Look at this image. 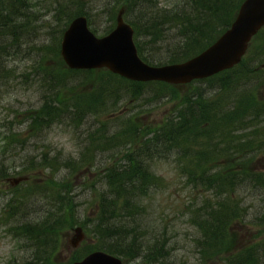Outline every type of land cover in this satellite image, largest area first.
<instances>
[{
  "label": "rangeland",
  "instance_id": "374dc122",
  "mask_svg": "<svg viewBox=\"0 0 264 264\" xmlns=\"http://www.w3.org/2000/svg\"><path fill=\"white\" fill-rule=\"evenodd\" d=\"M180 1L160 0L162 6ZM27 2L30 6L29 21L24 28V35L18 38L19 47L11 49L4 58L5 71L0 94V168L8 172L6 178L0 181V264L33 262L31 251L26 250L22 240L13 233L18 220L12 218L9 211L11 209L9 207L14 204L13 201L23 199L22 196L26 199L31 198L22 201L23 208L27 205V209L24 208L27 214L34 212L31 211L32 203L34 210L41 211L42 215L49 209L53 217L61 213L72 220V227L65 228L59 233L57 253L52 255L50 260L52 264L69 262L72 259L69 244L70 238L74 235L72 229L77 226L83 228L84 224L87 227L93 225L97 199L100 192L105 189L100 174L91 168L75 171L76 163L91 156V149L86 148L88 134L96 128L106 130L108 135L115 131L121 132L127 128L128 119L140 129H156L166 120L175 119L174 114L184 108L185 99L199 93L207 101H216L215 106L210 109H217L220 113H215L208 122L207 129L212 136L209 143L220 149H232L230 154L233 157H223L224 160L220 164L234 160V170L239 169L234 173V203L237 204V208L244 210L246 221L253 224L247 222L239 224L236 240L249 245L264 239V225L261 221L264 220V107L258 111L253 108L247 111L255 103L264 106V87L260 83V80H264V69L260 67L264 61L262 42L254 41L248 52L252 62L250 65L258 69L256 74L258 76L246 85L249 88L247 90L254 92V95L236 90L239 87L235 82L229 84L226 92L220 91L218 84L209 85L205 82L165 87L157 85L156 82L147 83L138 96L127 93L125 85L122 86L119 82L113 89L117 90V93L109 95L110 90L102 87L99 90L100 95H97L98 85L101 83L97 82V78L107 75L108 71L93 70L89 78H85L87 76L84 75L67 74V69L59 68L63 61L60 52L55 54V50L60 48L62 33L73 19L64 25L65 14L72 13L75 17L85 15L81 12H86L90 30L97 37H102L115 27V16L119 6L114 7L113 0H27ZM124 18L126 22L129 21L126 16ZM140 41L147 56L149 55L147 49L149 51L151 48L154 50L157 48L149 45L147 40ZM164 55L165 49L159 51V57ZM44 67L52 69L55 76L67 75L65 88L54 90L52 95L51 82L43 84L40 81L44 78L41 72V68ZM116 78L118 79L115 77L108 81L107 86L114 87L118 81ZM60 92V98L71 104L77 102L79 96L92 93L85 98L86 101L95 106L103 102L102 109L95 111L96 115H89L82 122L73 121L70 112L66 119L59 118L54 121L49 129L36 130L32 123L39 115L44 101H54L53 97ZM226 94L230 96L227 98ZM221 113L225 116L223 117ZM107 114L111 116L106 117ZM217 116L219 118L216 120ZM241 127L245 129H239ZM198 133L199 128H192L188 135L185 134L183 141L206 146L208 140L205 135ZM192 145L193 147L184 148L190 147L200 151V146ZM126 148L127 146L109 147L107 148L109 151H95L93 156L105 160L104 156L107 159L112 154L117 158L110 159L111 162H123V155L119 152ZM131 148L132 145L126 151H130ZM176 152L181 153L183 149L175 148L171 153L162 155V159H153L152 169L158 180L149 196L141 203L144 209L140 217V234L147 242L160 236L167 238L166 243L168 250L171 248V253L165 264H213L211 261L206 263L198 261L199 255L194 248L198 232L193 226L191 216L192 212L206 200L211 202L214 200V190L205 189L201 184H193L188 173L182 170L184 168L182 163L186 164L188 160L179 157ZM42 160L51 163V167L40 168L38 163ZM18 171L20 172L17 174ZM25 171L31 177H25L24 184L21 182L20 185H14L13 180L22 179ZM253 177L254 179H251ZM49 178L59 183H63L64 180L69 187L66 189L54 187L56 193L61 191L62 195L56 194V198L47 196L42 187L45 183H50ZM237 182L242 184L236 185ZM35 187L43 193H34ZM27 189L30 191H25ZM66 190L68 206H65ZM14 193H17L16 200L12 199ZM56 201L63 204L58 205ZM13 221L16 223L12 224ZM94 242V240L89 242L90 248ZM123 262L146 264L140 259Z\"/></svg>",
  "mask_w": 264,
  "mask_h": 264
},
{
  "label": "trees",
  "instance_id": "16d2710c",
  "mask_svg": "<svg viewBox=\"0 0 264 264\" xmlns=\"http://www.w3.org/2000/svg\"><path fill=\"white\" fill-rule=\"evenodd\" d=\"M242 1L181 0L173 5L162 6L160 0H113L114 7L123 8L124 16L128 18V22L134 30V43L139 57L150 65L179 63L198 54L230 26ZM29 7L27 0H0V94L5 71L4 58L11 49L19 47L18 38L24 35V28L29 21ZM81 14H85L88 18L86 12L83 11ZM72 15V13L64 15V25L74 18ZM140 40H147L149 45H154L157 48L155 50L151 48L149 51L147 49L149 53L147 56ZM258 40L264 46V28L252 39L248 52L252 43ZM162 49H165V55L159 57L158 53ZM58 51L59 49H56L55 54ZM248 52L240 64L234 68L209 79L193 83L218 84L219 90L226 92L229 84L235 82V85L237 84L239 87L236 90L247 91L254 95V92L247 90L249 88L246 85L258 76L256 75L258 69L250 65L252 62ZM61 67L64 70L67 69L63 63L59 66V68ZM41 72L44 78L40 81L43 84L51 82L53 85L52 95L54 90L65 88L68 81L67 75L55 76L54 71L49 67L41 68ZM69 73L89 78L93 71L67 69V74ZM107 73V75L97 78V82H101L98 85L97 95H100L99 90L102 87L110 90L109 95L117 93V90L113 89L120 82V85H125L127 93L138 96L146 85L118 78L115 86L110 88L107 86V82L116 76ZM260 83L263 84L264 80H260ZM156 84L167 86L164 83ZM91 94L79 96L76 99L77 102L72 104L60 98L61 92L53 97L54 101L45 100L32 126H35L36 130H47L57 119H66L70 112H72L73 121L80 122L89 115H96L95 111L102 109L103 102H100L99 106H95L86 101L85 98ZM229 96L230 94H226L227 98ZM185 100L184 108L174 114L175 119L166 120L156 129H140L128 119L127 128L121 132L115 131L108 135L106 130L96 128L88 134L86 148L87 150L91 149V156L76 163L75 171L91 168L100 174L105 189L100 192L97 199L94 223L90 227L84 224L86 237L78 249L71 251L72 259L67 262L68 264L74 260L82 259L94 250H102L118 256L126 262L140 259L146 264H165V260L170 257L171 253V248L168 250L166 243L167 238L153 236L157 238L147 242L146 238L144 241L141 237L140 217L142 209H144L141 203L149 196L158 180L152 169L153 159H162V155L171 153L175 148L183 149V152L176 153L179 157L188 160L186 164L182 163L184 165L182 170L184 173H188L191 182L201 184L205 189L214 190V200L212 202L206 200L192 212L191 216L193 226L198 232L194 243L195 251L199 255L198 261L200 263L211 261L213 264H264V239L249 245L236 240L239 224L247 222L246 213L243 214L244 210L237 208V204L234 203V173L239 169L234 170V160L224 161L220 164L224 160L223 157H233L230 154L232 149H220L209 143L212 136L207 129L208 122L211 121L215 113H220L217 109H210L215 106L216 101L205 100L201 93ZM235 103L234 99V109L237 108ZM263 107L255 103L247 111L250 108L258 111ZM109 116L111 115H106V117ZM222 116L225 115L222 114ZM218 118L217 116L216 120ZM241 122L240 119L239 123ZM192 128H199L198 135H205L208 140L206 146L198 145L192 141H183L185 134L188 135ZM145 137L147 138L145 139ZM192 144L200 146V151H195L190 147L184 148V146L193 147ZM131 145V150L126 151ZM123 146H127V148L119 154L123 155L124 164L121 161L111 162L110 159L117 158L112 154L107 159L104 156L105 160L93 156L95 151L105 152L110 150L107 149L109 147ZM38 164H40V168L46 166L49 169L51 167V163L43 160ZM241 167L243 168L242 164ZM7 175L8 172L4 168H0V181ZM25 177L30 178L31 175L25 171L22 178L25 179ZM22 183L24 184V182ZM241 184L237 182L236 185ZM68 185L64 180L63 183H59L51 179L50 183H45L42 188L45 189L43 192L47 193V196L56 198V194L62 195V192L56 193L54 187L66 189L69 187ZM33 191L34 193H43L36 187ZM16 195L17 193L13 194V200L17 199ZM65 195V206H68L69 203L66 202L67 190ZM47 196H45L46 203L48 202ZM22 198L13 201L14 204L9 207L11 208L9 210L11 217L18 220L17 223L16 221L12 222V224L16 223L13 233L22 240L24 248L31 251L33 262L29 264H52L50 260L51 256L57 253L59 233L65 228H71L72 220H69L65 215L62 216L61 213L53 217L49 209L45 211V215H42L41 211L34 210L32 203L31 211L34 212L27 214L25 211L27 205L24 206V210L22 201L31 198L26 199L23 196ZM56 204L62 205L63 202L56 201ZM261 221L264 225V220ZM247 224L253 225L251 222H247ZM91 240L95 241L92 248L89 246ZM74 257L75 259H73Z\"/></svg>",
  "mask_w": 264,
  "mask_h": 264
},
{
  "label": "water",
  "instance_id": "95a60500",
  "mask_svg": "<svg viewBox=\"0 0 264 264\" xmlns=\"http://www.w3.org/2000/svg\"><path fill=\"white\" fill-rule=\"evenodd\" d=\"M264 27V0H244L237 15L220 37L198 55L181 63L150 66L143 62L133 42V29L123 20V10L116 16L115 28L106 36L96 37L84 16L74 18L63 33L60 55L70 70L107 69L133 82H165L184 85L217 75L236 66L248 44ZM264 68V62L261 65ZM20 179L14 180V185ZM70 238L75 249L84 238L81 227ZM72 264H123L111 254L95 251Z\"/></svg>",
  "mask_w": 264,
  "mask_h": 264
},
{
  "label": "bare ground",
  "instance_id": "6f19581e",
  "mask_svg": "<svg viewBox=\"0 0 264 264\" xmlns=\"http://www.w3.org/2000/svg\"><path fill=\"white\" fill-rule=\"evenodd\" d=\"M141 59V58H140ZM142 60V59H141ZM143 61V60H142ZM144 62V61H143Z\"/></svg>",
  "mask_w": 264,
  "mask_h": 264
}]
</instances>
